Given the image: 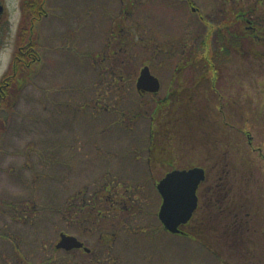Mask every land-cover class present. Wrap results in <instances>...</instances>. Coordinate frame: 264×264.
I'll list each match as a JSON object with an SVG mask.
<instances>
[{"label":"rangeland","instance_id":"374dc122","mask_svg":"<svg viewBox=\"0 0 264 264\" xmlns=\"http://www.w3.org/2000/svg\"><path fill=\"white\" fill-rule=\"evenodd\" d=\"M32 1L2 0L0 84L10 75L15 90L11 104L0 111L5 125L0 130V264H37L52 253L61 233L92 249L108 230L116 234L112 251L119 264H219L201 244L168 233L158 218L157 182L169 170L201 167L205 158L198 144L205 146L190 138L185 125L174 144L158 148L160 159L151 166L145 110L152 109L153 100L141 96L135 82L148 66L168 90V60L178 39L189 33L200 36L199 42L203 37L200 56L215 59L220 45L215 28L222 16L232 24L238 3L264 19V0H37L44 11L35 19ZM120 41L127 49L120 58L125 74L136 72L134 78L124 75L121 99L108 83L110 76L102 74L112 68L108 57ZM31 42L38 46L39 60L18 65L19 48ZM254 52L256 60L245 51L249 57L242 58L250 60L242 63L234 49L227 57L219 54L234 59L224 72L228 85L220 100L210 93L203 118L219 129L224 123L240 129L236 138L251 137L263 146L264 47ZM159 131L162 141L173 133ZM111 180L120 183L118 192L126 186L141 189L134 195L139 211L130 220L113 219L112 225L89 230L85 222L68 224L58 212L72 195L93 193Z\"/></svg>","mask_w":264,"mask_h":264},{"label":"flooded vegetation","instance_id":"af4514ba","mask_svg":"<svg viewBox=\"0 0 264 264\" xmlns=\"http://www.w3.org/2000/svg\"><path fill=\"white\" fill-rule=\"evenodd\" d=\"M236 6L232 17L237 20L239 30L245 28L258 42L264 40L256 34L263 26L261 18H254L242 4ZM0 8L1 22L5 14L2 0ZM184 38L178 39L177 49L171 52L173 58L168 60L172 70L168 90L162 89L163 83L158 77L157 93L139 91L138 77L135 82L136 91L153 100L152 109L145 110L150 119L147 160L151 166L160 159V155H156L157 147L174 144L185 125L191 130L190 138L194 136V141L205 146L198 144L205 158L203 165L194 166L204 170V180L196 191L197 207L188 223L181 225L179 232L173 235L201 244L219 264H264V145L255 144L251 137L236 138L241 130L227 123L219 129L203 118L209 112L207 105H211L210 93L222 99L220 91L228 85L224 72L234 59L202 58L203 37L201 42L200 36L192 33ZM236 51L242 58L240 39ZM25 61L22 59L23 63ZM240 61L245 62L243 58ZM150 71L153 74L152 68ZM221 113L224 115L223 111ZM170 114L174 115V125L165 122ZM159 130L172 131L171 138L162 141ZM187 149L194 150V147ZM107 233L116 236L114 232Z\"/></svg>","mask_w":264,"mask_h":264},{"label":"trees","instance_id":"16d2710c","mask_svg":"<svg viewBox=\"0 0 264 264\" xmlns=\"http://www.w3.org/2000/svg\"><path fill=\"white\" fill-rule=\"evenodd\" d=\"M43 6L41 5L40 1L37 0L31 2V9H29V11L31 12L34 19L36 16L39 17L42 14V11H44ZM233 10L235 9L233 8ZM246 10L249 11L250 9L247 8ZM222 17L224 19L220 20V24L215 28L218 30V33L220 31L219 34H216V36H219L220 41V45L215 53L216 58L219 56V54H221V52L222 56L227 57L231 53L232 49L237 50V40L240 39V41H242V45L246 46V48L242 49L243 56L249 57L246 54L248 53L253 55L255 57L254 60H256L259 55H257L254 51L258 47H264V40L258 42L257 39H254L252 34L246 32L245 28H243L242 31L238 29L236 30L237 32H235L233 28L238 25L237 20L234 18L231 24V22L229 23L227 21L226 17ZM260 22L263 26L262 28H258L256 34H258L261 38H264V19H261ZM232 31H234V33H232ZM237 36H240V38L237 39ZM19 49L20 53L16 58L18 65L23 63L20 57L21 53L24 58L27 56V59L25 60L28 63H34L39 60V49L36 42H31V45H26L25 48L20 47ZM123 54L127 56V49L126 46L123 45V42L120 41L118 42L117 47L112 49L110 52L111 57H108L109 60L112 61V68L107 72L102 70V74H108L110 76V82L108 83L114 87L113 92L115 93L116 98L120 99L123 93L120 84L125 82L124 75H129L130 78H134V76H136V72L135 75L131 72H127V74H125L126 68H124V60L122 61V59H120L121 55ZM9 76L4 78L0 84V111L2 109H7L9 104H11V100L13 99L10 94L15 89L10 88L12 81L10 80ZM6 84H8V86ZM2 86H5V89H1ZM102 96L103 94L100 95V98ZM107 107L109 108V106ZM173 116V114H170L165 122L167 123L169 121V124L174 125ZM4 126L5 125L0 121L1 132L4 129ZM159 147L161 146L157 147L156 155H160L158 152ZM154 148L155 147L152 146V149ZM163 162L164 161H162V165L165 168L168 164ZM168 169L169 168L167 167L166 170ZM117 183L118 182L111 180L108 181V183L101 184L99 188L93 193L81 191L77 194H74L67 201L66 206L58 212L61 213V216L68 224L72 225L77 222H85L89 230L99 229L103 226L107 227L109 224L112 225L113 219L115 221L118 219H123L121 222L125 219L130 220V218L133 217L132 214H134L136 211H139V208H137L139 202L132 196L139 193L141 189L139 190V187L127 189L126 186L123 190H121V192H118L117 187L120 186V183ZM80 197L82 200L78 202L77 199ZM78 213H83L81 218L77 216ZM108 231L101 233L98 241H96L95 248L90 249V252H85L84 250H72L66 252L54 248L52 253H50L46 258L37 264H119L118 258L115 257L114 251H112L116 236L114 235V237H112L109 233H107Z\"/></svg>","mask_w":264,"mask_h":264},{"label":"water","instance_id":"95a60500","mask_svg":"<svg viewBox=\"0 0 264 264\" xmlns=\"http://www.w3.org/2000/svg\"><path fill=\"white\" fill-rule=\"evenodd\" d=\"M137 89L151 93H157L159 90V81L151 74L147 66L140 72ZM203 180L204 170L191 168L173 170L158 182L157 190L162 197L158 217L166 230L178 233L179 227L190 220L197 207L196 191ZM56 248L64 251L84 248L86 252H89V249L77 237L67 234L60 235Z\"/></svg>","mask_w":264,"mask_h":264}]
</instances>
